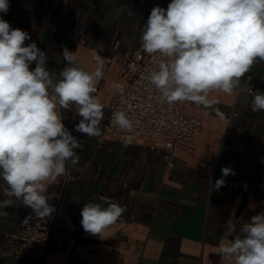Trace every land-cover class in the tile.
Instances as JSON below:
<instances>
[{
    "label": "crops",
    "instance_id": "1",
    "mask_svg": "<svg viewBox=\"0 0 264 264\" xmlns=\"http://www.w3.org/2000/svg\"><path fill=\"white\" fill-rule=\"evenodd\" d=\"M170 2L9 0L8 12L0 13L13 29L29 33L25 45L34 41L46 53L47 68L56 79L66 65L64 47L86 70H94L93 50L105 64L96 84L104 106L101 136L75 132L81 117L74 105L57 109L82 144L76 149L80 160L47 185L49 203L59 211L44 259L29 252L22 264H234L221 257L218 247L229 221L239 229L264 212V111L251 110L253 96L264 92V61L255 62L231 94L211 92L209 99L217 101L212 108L185 105L184 114L200 119L204 127L193 142L179 144L172 156L159 141L125 144V136L104 134L109 107L118 94L113 84L125 81L127 56L140 45L152 8L166 9ZM224 167L235 175L225 177V185L217 190L215 181ZM2 192L0 187V200L6 198ZM100 195L126 208L102 238L85 232L80 223L84 204ZM4 211L8 215L0 217V264H11L6 234L19 230L32 210L16 201Z\"/></svg>",
    "mask_w": 264,
    "mask_h": 264
},
{
    "label": "clouds",
    "instance_id": "2",
    "mask_svg": "<svg viewBox=\"0 0 264 264\" xmlns=\"http://www.w3.org/2000/svg\"><path fill=\"white\" fill-rule=\"evenodd\" d=\"M8 10L9 0H0V13ZM27 40H31L27 31L13 29L0 16V187L6 197L0 200V217L8 215L5 208L21 201L31 208V215L44 219L55 211L45 194L48 183L65 175L68 165L79 163L76 149L82 148L57 109L70 110L74 105L81 117L75 132L101 136L104 106L96 84L105 64L93 50L94 70H86L64 47L66 65L56 79L47 68L46 53L34 41L25 45ZM140 42L147 54L164 58L149 79L165 102L212 108L217 101L209 99L211 92L231 94L252 65L264 61V0H171L166 9L152 8ZM113 87L124 92L120 83ZM251 110L264 111V92L253 96ZM215 112L224 118L218 108ZM111 123L133 133L135 122L123 111L114 112ZM131 140L127 137L125 144ZM221 173L215 181L217 190L225 185V177L235 175L231 167ZM125 211L110 196L100 195L84 204L80 223L85 232L102 238ZM27 222L28 218L23 221ZM218 247L221 257L234 264H264V212L239 229L229 221Z\"/></svg>",
    "mask_w": 264,
    "mask_h": 264
},
{
    "label": "built area",
    "instance_id": "3",
    "mask_svg": "<svg viewBox=\"0 0 264 264\" xmlns=\"http://www.w3.org/2000/svg\"><path fill=\"white\" fill-rule=\"evenodd\" d=\"M164 59L158 54L149 55L141 47L131 50L123 70L125 81L122 83L124 92L118 91L109 107V118L104 126V134L109 137L131 136V141H159L163 148L172 156L181 143H191L199 135L204 123L195 117L184 114L183 109L189 102L168 104L150 82V74L158 69ZM116 111L125 112L135 122L133 133L119 129L111 123ZM55 211L50 217L40 219L34 215L28 217L19 230L6 234L10 248L11 264H22L29 252L39 259H44L54 231Z\"/></svg>",
    "mask_w": 264,
    "mask_h": 264
}]
</instances>
